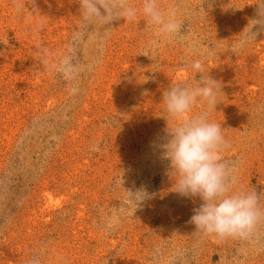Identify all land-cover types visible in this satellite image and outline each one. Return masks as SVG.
I'll return each instance as SVG.
<instances>
[{
	"label": "rangeland",
	"instance_id": "rangeland-1",
	"mask_svg": "<svg viewBox=\"0 0 264 264\" xmlns=\"http://www.w3.org/2000/svg\"><path fill=\"white\" fill-rule=\"evenodd\" d=\"M162 2L187 6L183 42L159 39L142 16L114 21L102 42L99 25L84 29L78 0H34L39 12L26 3L22 16L0 0V264H26L37 252L43 264H264L255 242L196 233L189 221L202 201L174 192L159 146L172 126L163 93L199 80L187 64L202 59L222 84L209 117L230 142L222 156L237 165L236 187L255 189L264 206V33L237 47L261 0ZM40 20L43 31L30 30ZM81 30L80 61L98 63L71 95L36 52L67 54ZM120 178L151 198L109 232L101 225L129 195Z\"/></svg>",
	"mask_w": 264,
	"mask_h": 264
},
{
	"label": "clouds",
	"instance_id": "clouds-1",
	"mask_svg": "<svg viewBox=\"0 0 264 264\" xmlns=\"http://www.w3.org/2000/svg\"><path fill=\"white\" fill-rule=\"evenodd\" d=\"M26 3L33 5L35 15L39 12L34 0H13L14 12L22 16L27 8ZM80 18L84 29L99 25L104 30L102 42L111 34L114 21L123 18L135 22L142 16L155 36L165 41H184V15L188 8L183 3L165 7L162 0H141L139 7L131 0H78ZM204 3V0H203ZM203 8V7H202ZM28 10V8H27ZM203 11L205 12L204 8ZM44 21L30 25V30L43 31ZM247 28V31L244 30ZM243 30V38L238 48L256 42L257 36L264 33V0L256 5V17ZM255 29V30H254ZM85 31H77L72 38L71 50L64 55L54 54L46 48L37 50L36 55L50 73H56L70 84V94L79 93V79L82 73L91 71L97 60L82 63L77 54V45L82 41ZM150 42V47L156 44ZM187 67L200 79L192 82L177 83L163 93V101L167 116L172 126H167V135L163 148V158L170 161L169 175L174 180V192L180 196L199 197L202 203L194 208V215L189 223L196 227V233L212 237L218 243L227 239L242 243L255 242L264 250V206L261 205V194L255 189L237 188V165L223 158L222 153L230 148V142L223 135L220 123L210 121V113L218 104V96L222 93L221 82L204 72L202 59L188 62ZM148 79V78H147ZM204 105L202 111L194 112L197 104ZM118 124L114 118L113 125ZM168 125V121H167ZM119 187H123V181ZM123 189H125L123 187ZM129 193L126 203L118 209V215L107 219L101 227L115 231L120 219L129 211L132 214L142 202L150 199L143 188ZM62 264H67L63 257H57ZM26 264H43L42 255L33 254Z\"/></svg>",
	"mask_w": 264,
	"mask_h": 264
}]
</instances>
